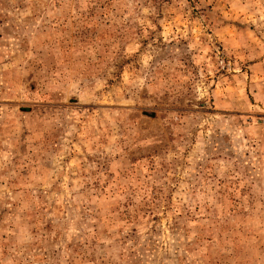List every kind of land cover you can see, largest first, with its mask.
I'll return each mask as SVG.
<instances>
[{"label": "rangeland", "instance_id": "374dc122", "mask_svg": "<svg viewBox=\"0 0 264 264\" xmlns=\"http://www.w3.org/2000/svg\"><path fill=\"white\" fill-rule=\"evenodd\" d=\"M0 264H264V0H0Z\"/></svg>", "mask_w": 264, "mask_h": 264}]
</instances>
